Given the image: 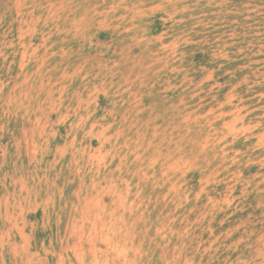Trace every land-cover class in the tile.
<instances>
[{
    "label": "rangeland",
    "instance_id": "1",
    "mask_svg": "<svg viewBox=\"0 0 264 264\" xmlns=\"http://www.w3.org/2000/svg\"><path fill=\"white\" fill-rule=\"evenodd\" d=\"M0 264H264V0H0Z\"/></svg>",
    "mask_w": 264,
    "mask_h": 264
}]
</instances>
